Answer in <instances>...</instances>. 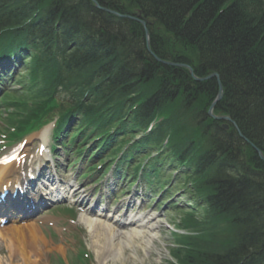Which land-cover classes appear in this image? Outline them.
Returning <instances> with one entry per match:
<instances>
[{
  "label": "trees",
  "instance_id": "trees-1",
  "mask_svg": "<svg viewBox=\"0 0 264 264\" xmlns=\"http://www.w3.org/2000/svg\"><path fill=\"white\" fill-rule=\"evenodd\" d=\"M96 1L153 21L149 45L159 59L187 65L198 78L216 74L224 93L215 114L228 115L264 155V0ZM20 44L35 50L34 83L9 104L20 117L9 118L12 126L40 122L58 92L64 100L54 110L79 106L92 125L130 112L144 127L164 114L154 142L170 134V152L193 158L211 215L235 226L225 235L232 245L221 247L212 221L211 233L182 244L183 264H264V163L233 127L224 131L207 116L215 78L196 82L184 68L157 63L139 24L88 0H0V49Z\"/></svg>",
  "mask_w": 264,
  "mask_h": 264
},
{
  "label": "bare ground",
  "instance_id": "bare-ground-1",
  "mask_svg": "<svg viewBox=\"0 0 264 264\" xmlns=\"http://www.w3.org/2000/svg\"><path fill=\"white\" fill-rule=\"evenodd\" d=\"M45 134L47 132H43L40 136L42 140L45 139ZM17 170L14 167H4L0 168V182L6 181L9 185L10 182H15L14 180V175L16 174ZM10 176V177H9ZM9 177V178H8ZM12 189V188H11ZM78 190L74 192V194H77ZM21 208V207H20ZM89 214V213H88ZM97 220L89 218L87 215L82 216V220L86 223L88 229L91 232L92 238H93V243L94 245H102L100 248V251H98V256H103L101 253V250H103V245H105L106 241L108 242V246L111 243L110 248L112 247L113 253L115 256L119 258L121 262H124L127 257H126V252L125 248L128 249L129 245L132 246L133 250H136V246L139 244L141 245V249L145 248L151 239V234L156 230V227L153 224H150L148 222L149 218H145L144 223L138 224L136 222L132 227L130 232L127 233H118L116 227H118L120 222H117L118 217L113 216V217H108L109 220L108 223L109 225L105 222L102 221V218L99 216L96 218ZM134 220H130L126 222V224L134 223ZM118 223V224H117ZM111 225V226H110ZM102 227L104 229V233L108 235V237L103 236L98 232V228ZM146 231H145V230ZM38 228L34 225V223H30L28 225H24L23 228L18 230V234H21L26 241L21 242L22 243V248L24 253H27V261L30 264H41L44 256L37 254V259L31 260L28 253L30 251L34 252L37 251L39 253L45 251V247L40 246L43 239H41L37 235ZM136 240L139 241V244L136 242ZM25 243V244H24ZM37 246H40L39 248H36ZM137 257V256H135ZM13 262V261H11ZM18 262V261H17Z\"/></svg>",
  "mask_w": 264,
  "mask_h": 264
},
{
  "label": "rangeland",
  "instance_id": "rangeland-1",
  "mask_svg": "<svg viewBox=\"0 0 264 264\" xmlns=\"http://www.w3.org/2000/svg\"><path fill=\"white\" fill-rule=\"evenodd\" d=\"M35 136L36 135H33L32 138H35L36 140ZM35 140H32L29 145L30 146L33 145V147H35L36 146ZM177 196H179V194L176 195V197ZM181 200L184 201V199H181ZM162 209L160 210V212H162ZM158 220L161 222V224L159 225L160 231L157 233L156 238L152 239L149 242L148 248H146V250L137 249V248L136 250H133L130 246L129 249L126 250L127 259L124 262H121L120 260L109 259L104 264H166V262L170 260L169 247L173 243L171 232L174 231L173 226L179 222V216L177 213L172 211L170 212L169 215L166 214L163 218H159ZM9 225L10 224H7L6 227ZM79 228L81 227L79 226ZM54 230L58 234H60L63 231L60 228H54ZM83 239H84L83 242H84L86 251H88L89 254L93 257L92 264H102L101 262L99 263L97 260L96 252H95L97 251V249L96 247H93L90 236L83 235ZM55 242L57 243V241ZM68 245H69V248H71L73 245L72 241H68ZM64 247L66 250L67 246H64ZM71 250L74 251L73 248H71ZM7 253H8L7 250H4V248L0 244V263L1 264H8ZM56 256L62 258L65 255L63 251L59 253V252H54L53 250L48 249L41 264H52ZM68 256L70 258L72 257L71 254L67 252L64 258L65 261H66V257L68 258Z\"/></svg>",
  "mask_w": 264,
  "mask_h": 264
},
{
  "label": "water",
  "instance_id": "water-1",
  "mask_svg": "<svg viewBox=\"0 0 264 264\" xmlns=\"http://www.w3.org/2000/svg\"><path fill=\"white\" fill-rule=\"evenodd\" d=\"M96 4V6L98 7V4L97 3H95ZM113 13V12H112ZM113 14H116V13H113ZM117 15V14H116ZM132 20H135V21H137V22H139L142 26H146V24L147 23H149L147 20H145V21H139L138 19H136V18H132ZM146 36H148V33H146ZM163 64H165V65H171V66H177V67H186V66H184V65H175V64H172V63H168V62H163ZM190 73H191V75L193 76V74H192V72H191V70H190ZM213 77H215V78H218V76L216 75V74H213V75H211V76H209V77H207V78H204V79H197V78H195L194 76H193V78L195 79V80H197V81H203V80H207V79H210V78H213ZM221 97H222V88H221V86H220V84H219V91H218V93H217V96H216V99H215V101L213 102V104L211 105V107H210V110H209V115L210 116H212V114H211V112H212V109H213V107H214V105L221 99ZM213 117V116H212ZM219 119H222V120H229V119H227V118H224V117H221V118H219Z\"/></svg>",
  "mask_w": 264,
  "mask_h": 264
}]
</instances>
